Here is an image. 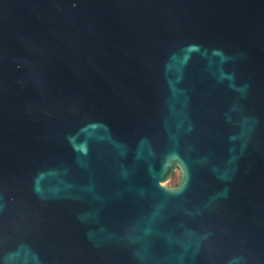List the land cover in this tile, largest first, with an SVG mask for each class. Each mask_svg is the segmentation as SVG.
I'll list each match as a JSON object with an SVG mask.
<instances>
[{
  "label": "water",
  "instance_id": "water-1",
  "mask_svg": "<svg viewBox=\"0 0 264 264\" xmlns=\"http://www.w3.org/2000/svg\"><path fill=\"white\" fill-rule=\"evenodd\" d=\"M0 264H264V0H0Z\"/></svg>",
  "mask_w": 264,
  "mask_h": 264
},
{
  "label": "rangeland",
  "instance_id": "rangeland-1",
  "mask_svg": "<svg viewBox=\"0 0 264 264\" xmlns=\"http://www.w3.org/2000/svg\"><path fill=\"white\" fill-rule=\"evenodd\" d=\"M178 175H179L178 173H174L172 178L169 179L168 181H166L165 184L168 185V186H173L178 180V177H179Z\"/></svg>",
  "mask_w": 264,
  "mask_h": 264
},
{
  "label": "flooded vegetation",
  "instance_id": "flooded-vegetation-1",
  "mask_svg": "<svg viewBox=\"0 0 264 264\" xmlns=\"http://www.w3.org/2000/svg\"><path fill=\"white\" fill-rule=\"evenodd\" d=\"M174 173H178L179 175V177H180V172L177 170V171H175ZM174 173H173V175H174ZM179 177H178V180H179ZM178 180H177V182H178ZM177 182L174 184V185H176L177 184Z\"/></svg>",
  "mask_w": 264,
  "mask_h": 264
}]
</instances>
